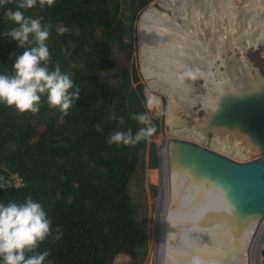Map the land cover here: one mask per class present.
I'll return each mask as SVG.
<instances>
[{"label":"trees","instance_id":"obj_1","mask_svg":"<svg viewBox=\"0 0 264 264\" xmlns=\"http://www.w3.org/2000/svg\"><path fill=\"white\" fill-rule=\"evenodd\" d=\"M148 1L152 0H55L50 7H40L37 0L35 7L22 10L26 17H39L52 26L49 69L59 65L80 88L75 105L63 117L59 109L48 107L46 95L36 113H20L0 103V176L12 184L0 188V203H21L29 195L41 203L52 218V236L38 249L49 252L45 264H113L119 255L128 259L127 264H142L147 231L128 190L134 178L144 187L145 169L157 166L158 149L154 135L134 146L109 144L108 138L128 128L135 133L142 125L131 114L147 112V96L157 99L140 77L137 82L127 50L133 13ZM16 2L7 7L15 10ZM4 13L0 7V74L11 75L24 49L3 35L15 26ZM60 27L71 31L59 35ZM109 109L117 119H108ZM149 118L157 129L156 117ZM162 150L169 180L173 165L165 139ZM14 173L22 184L14 183ZM149 176L158 180V169L149 170ZM150 186L156 192L158 185ZM166 210L161 207L156 227L157 264L158 256L159 264L163 262L162 242L168 241L163 232ZM58 227L62 236L54 240ZM262 255L264 264V248Z\"/></svg>","mask_w":264,"mask_h":264},{"label":"bare ground","instance_id":"obj_2","mask_svg":"<svg viewBox=\"0 0 264 264\" xmlns=\"http://www.w3.org/2000/svg\"><path fill=\"white\" fill-rule=\"evenodd\" d=\"M157 2L160 6L151 3L139 17L140 67L148 86L166 96L165 120L170 134L166 139L171 150L177 148V139L187 140L243 160L256 151L255 146L244 134L222 127L212 128L209 137L204 129L203 113L215 105L220 89L248 81H264V73L257 70L258 66L249 57V51L257 50L264 59V0ZM188 69L201 71L202 75L196 80L202 81L203 89L196 80L185 77L181 82L180 77ZM198 107H203L202 114L197 112ZM187 116L191 117V125L187 124ZM172 158L173 151L171 164ZM178 174L172 166V177L164 178L162 210L167 208L169 215H166L163 232L165 238H171L165 245L162 242V264H190L192 260L171 245L170 216H177L179 209L172 212L168 196L170 192L173 198L177 190L176 180L181 179ZM263 227L264 217L251 241L240 249L233 261L231 256L229 264H253L255 242Z\"/></svg>","mask_w":264,"mask_h":264},{"label":"water","instance_id":"obj_3","mask_svg":"<svg viewBox=\"0 0 264 264\" xmlns=\"http://www.w3.org/2000/svg\"><path fill=\"white\" fill-rule=\"evenodd\" d=\"M257 70L262 73L259 67ZM196 109L199 112L203 107ZM203 115L207 132L222 127L242 133L257 154L239 160L194 141L176 140L172 165L181 179L175 178L179 184L173 198L169 192L172 212L179 209L177 216H170L171 245L189 257L198 256L203 264H229L231 256L233 261L251 241L264 217V81L220 89L215 105ZM161 146L162 138L157 143L159 171ZM157 185L154 256L158 214L164 201L161 178Z\"/></svg>","mask_w":264,"mask_h":264},{"label":"clouds","instance_id":"obj_4","mask_svg":"<svg viewBox=\"0 0 264 264\" xmlns=\"http://www.w3.org/2000/svg\"><path fill=\"white\" fill-rule=\"evenodd\" d=\"M13 0H0V7L5 8V17L15 26L4 31L3 35L15 40L24 51L15 58L12 74H0V103L14 107L18 112L36 113L41 106V97L46 95L49 108L59 109L61 116L79 98L80 88L59 65L49 69L50 51L47 41L51 35V25L42 24L39 17H26L24 11L36 6L37 0H17L15 10L7 7ZM55 0H39L40 7L52 6ZM68 27L57 29L59 35L70 32ZM64 55H70L68 49H61ZM202 75L199 69H188L180 77L195 81ZM71 90V91H70ZM158 101L155 96H147L145 107L152 110ZM131 119L142 125L135 133L131 128L116 131L108 138V143L134 146L140 141L152 137L157 129L147 112L133 113ZM109 120L117 119L109 109ZM122 119V118H121ZM157 167V166H156ZM12 184L0 176V188L8 189ZM52 218L44 211L41 203L29 195L21 203L9 201L0 203V261L2 264H45L49 256L47 250L38 251L41 243L52 236ZM62 233L57 228L54 240L60 239ZM51 264V261H48ZM190 264H203L194 256Z\"/></svg>","mask_w":264,"mask_h":264},{"label":"rangeland","instance_id":"obj_5","mask_svg":"<svg viewBox=\"0 0 264 264\" xmlns=\"http://www.w3.org/2000/svg\"><path fill=\"white\" fill-rule=\"evenodd\" d=\"M153 3L156 6H160L157 2V0H152L151 2H147L144 6L140 7L137 9L136 12L133 13V18L131 20V26H130V34L127 38V50H128V60L130 63V66L135 73L137 77V82L139 81V77L141 78L142 82L147 86V88L153 92L154 94L157 95V105L153 108L154 111L158 112V114H152L148 110V115L156 117L157 119V129L158 131L154 134L153 140L156 143L159 141V139L162 138L165 139L167 144L170 146L168 140L166 139L167 137L170 136L167 132V124H166V96L162 93H158L151 89L148 86V83L146 82V79L142 75L141 72V67H140V50H139V34H138V22H139V17L142 14V12L147 9L150 4ZM230 33L228 32V35ZM230 36V35H229ZM228 36V39H229ZM227 39V40H228ZM130 52V53H129ZM249 57L251 60H253L254 64L259 67L262 73H264V59L260 58L259 52L257 50L249 51ZM200 82V83H199ZM202 81L201 80H196V83L198 84L199 88L203 89L202 86ZM199 114H202L201 110L198 112ZM187 124L191 125L192 120L191 117L187 116ZM167 133V134H166ZM207 135L211 137L212 133L208 132ZM162 146H161V170H158V178L162 179L163 183H165L164 178L167 177V165H168V160L166 158L165 153H162ZM222 153V152H221ZM257 153H251L248 157L244 158L243 160L253 158L256 156ZM228 155V154H226ZM157 156H158V151H157ZM230 156V155H229ZM251 156V157H250ZM233 157V156H231ZM250 157V158H249ZM164 158V162H163ZM235 158V157H233ZM237 159V158H235ZM242 160V159H240ZM158 164V160H157ZM164 166L165 169H164ZM151 169H157L156 167H146L145 172H144V187L141 186L140 182L137 178H134L131 180L130 186H129V195L132 200V202L137 205L136 206V212L139 214L140 217H144L145 221V226H146V231H147V243H146V249H145V256L142 260V264H157V261L153 258V243H154V208L156 205L157 201V189L155 192V187L151 188L150 184L153 186H157L158 180L152 181L149 176V170ZM162 207V206H161ZM159 215V214H158ZM160 215L158 216V221H159ZM259 242L257 245H255L254 250H253V264H261L263 260L260 262V252L262 256V251L264 248V227L262 228L259 236ZM159 259L160 257L158 256V264H159ZM127 258L123 255H119L114 259L113 264H127ZM255 262V263H254ZM250 264V263H249Z\"/></svg>","mask_w":264,"mask_h":264},{"label":"built area","instance_id":"obj_6","mask_svg":"<svg viewBox=\"0 0 264 264\" xmlns=\"http://www.w3.org/2000/svg\"><path fill=\"white\" fill-rule=\"evenodd\" d=\"M13 180H14V183L17 184V185H20V184L23 183V180H22L21 176L18 175L17 173H14Z\"/></svg>","mask_w":264,"mask_h":264}]
</instances>
